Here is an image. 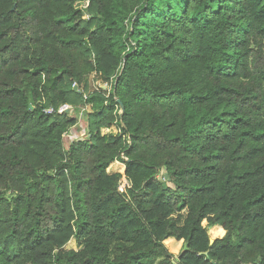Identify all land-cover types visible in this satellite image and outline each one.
<instances>
[{
	"label": "trees",
	"instance_id": "16d2710c",
	"mask_svg": "<svg viewBox=\"0 0 264 264\" xmlns=\"http://www.w3.org/2000/svg\"><path fill=\"white\" fill-rule=\"evenodd\" d=\"M0 264H264V0H0Z\"/></svg>",
	"mask_w": 264,
	"mask_h": 264
},
{
	"label": "rangeland",
	"instance_id": "374dc122",
	"mask_svg": "<svg viewBox=\"0 0 264 264\" xmlns=\"http://www.w3.org/2000/svg\"><path fill=\"white\" fill-rule=\"evenodd\" d=\"M76 7L77 8H80L87 16H90V12L88 11V2L87 1H85V2H78V3H76ZM101 85V86H105V88H106V84L105 83H101L99 80H96V79H92L91 80V82H90V85H91V87H90V89H91V91H94L95 89H96V86L97 85ZM86 94V93H85ZM72 108H73V110H74V112H76L75 110H78V109H82V108H84V110H83V114H84V116L82 117V119H81V123L80 124H78V125H76V127H74V130L75 131H77V132H82V131H84L82 134L83 135H81L80 137H82L83 139H86L87 138V134H88V129H89V126H87V117H86V113H88L89 111H91V108H90V106L88 105V104H85V105H83V104H81V103H76V104H73L72 105ZM86 114V115H85ZM71 115H73V112H72V114ZM77 115V114H76ZM114 128V127H113ZM112 128V129H113ZM101 131L102 132H104V131H106V128H102L101 129ZM113 131H114V129H113ZM66 142V141H65ZM68 143V142H67ZM66 146V145H65ZM115 164H117V163H115ZM119 164V166L117 165V166H110V167H108L107 168V171H108V173H120V174H122L123 172H124V165L122 164V163H118ZM159 176V178L162 180L163 179V177H164V175L161 173V174H159L158 175ZM166 180V179H165ZM167 181V180H166ZM123 186V185H122ZM184 215H185V212L183 211L182 212V217H184ZM203 226L206 228V230L208 231V233L211 235V237H215V235H222L223 234V231H220L219 229H216V226H210L209 224H208V222L207 221H204L203 222ZM219 231H220V233H219ZM180 244V245H179ZM74 247H76V243H75V241L74 240H72V241H70L66 246H65V248H74ZM170 247H171V252L172 253H174V254H177L178 252H179V250L182 248V244H181V242L180 243H178V246H177V243H171V245H170Z\"/></svg>",
	"mask_w": 264,
	"mask_h": 264
},
{
	"label": "built area",
	"instance_id": "2783aa9c",
	"mask_svg": "<svg viewBox=\"0 0 264 264\" xmlns=\"http://www.w3.org/2000/svg\"><path fill=\"white\" fill-rule=\"evenodd\" d=\"M83 110L84 108L82 109H79V111L76 112L75 116L77 117V123L76 125L80 124L81 123V119L83 117ZM51 111V109H48L47 112ZM59 113H62L63 111H69L72 113V107L71 105L69 104H62L58 110H57ZM76 125H74L73 127H71L67 132L64 133V136H63V139H64V143H66L65 145H69L72 141L76 140V139H79V138H82L80 137L81 135H83L82 132H77L74 130V127H76ZM66 141V142H65ZM68 142V143H67ZM125 184V181L123 182V186Z\"/></svg>",
	"mask_w": 264,
	"mask_h": 264
},
{
	"label": "water",
	"instance_id": "95a60500",
	"mask_svg": "<svg viewBox=\"0 0 264 264\" xmlns=\"http://www.w3.org/2000/svg\"><path fill=\"white\" fill-rule=\"evenodd\" d=\"M101 87H102V88H105V86H101ZM117 101L119 102L120 107H121V111H120V113H122V112H123V109H124V108H123V104H122L119 100H117ZM161 173H162V174L164 173V168H162ZM165 178H167V174H166V173H165ZM213 241H214V240L211 238V239H210V242L213 243Z\"/></svg>",
	"mask_w": 264,
	"mask_h": 264
},
{
	"label": "crops",
	"instance_id": "0c3cea01",
	"mask_svg": "<svg viewBox=\"0 0 264 264\" xmlns=\"http://www.w3.org/2000/svg\"><path fill=\"white\" fill-rule=\"evenodd\" d=\"M114 163H119V162H114Z\"/></svg>",
	"mask_w": 264,
	"mask_h": 264
},
{
	"label": "clouds",
	"instance_id": "9594fccd",
	"mask_svg": "<svg viewBox=\"0 0 264 264\" xmlns=\"http://www.w3.org/2000/svg\"><path fill=\"white\" fill-rule=\"evenodd\" d=\"M117 162V161H116ZM120 163V162H119Z\"/></svg>",
	"mask_w": 264,
	"mask_h": 264
}]
</instances>
